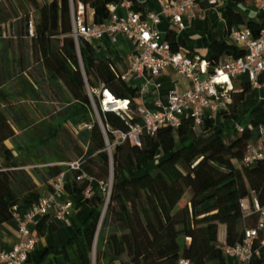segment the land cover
I'll list each match as a JSON object with an SVG mask.
<instances>
[{
    "label": "trees",
    "instance_id": "obj_1",
    "mask_svg": "<svg viewBox=\"0 0 264 264\" xmlns=\"http://www.w3.org/2000/svg\"><path fill=\"white\" fill-rule=\"evenodd\" d=\"M130 1L134 10L145 14L140 0ZM31 2L38 9L33 34H29V14L24 29L8 18L0 20V224L13 218L11 207L19 197L38 188L33 176L50 191V179L67 169L58 162L72 160L52 159L45 149L67 123L78 129L74 146L82 166L67 173L66 190L84 192L89 180H77L82 171L98 181H108L113 174V182L103 217L106 198L88 197L91 210L76 232L61 245L46 246L37 260L30 253L25 264H175L180 257L193 264H230L223 248L243 240L246 223L241 200L255 198L264 205V160L252 165L243 162L258 124L253 115L264 104L251 110L242 130L217 123L213 115L205 116L200 125L183 116L177 126L162 124L155 134L144 131L140 145L122 139L118 132L127 133L141 122L139 84L126 80L111 59L98 56L94 41L80 39L77 48L70 0ZM73 2L93 10L94 22L105 24L110 20L109 5L121 0ZM2 23L13 33L5 35ZM226 24L223 40L204 39L208 52L203 58L213 68L224 55L235 59L246 53L230 40L232 26L245 25L256 35L264 28L246 22L231 6ZM164 36L174 51L186 46L182 35ZM186 48L190 55L197 54ZM34 62L44 81L34 75ZM44 82L61 107L35 119L33 104L45 109ZM251 87L247 83L232 92L224 116L237 109ZM103 92L128 100L127 107L103 108ZM20 136H26V143L20 142ZM188 192L191 197L184 203ZM58 226L55 217L45 214L36 230L43 236ZM220 226L225 228V239ZM250 264L264 262L256 256Z\"/></svg>",
    "mask_w": 264,
    "mask_h": 264
},
{
    "label": "built area",
    "instance_id": "obj_2",
    "mask_svg": "<svg viewBox=\"0 0 264 264\" xmlns=\"http://www.w3.org/2000/svg\"><path fill=\"white\" fill-rule=\"evenodd\" d=\"M161 8L159 11H150L142 14L132 8L130 0H121L120 3L109 5L110 20L105 24H98L90 16L84 4L75 6L70 0L72 14V35L79 44L80 39L97 41L104 35H109L112 42L118 41L120 34L135 42L136 49L128 56L129 73L144 80L142 88H148L155 84L154 77L158 76L168 67L173 68L178 74L191 81L192 86L184 92L171 90L168 102L163 104L157 100L159 109L151 110L140 106L139 116L141 122L132 127L131 131L118 132L122 139L129 138L133 143L141 144V135L144 131L155 134L160 125L169 123L173 126L179 125L183 116L193 118L196 125L204 121V117L213 115L228 104L229 93L226 83L229 77L247 75L252 86L264 87V28L259 34L246 26H232L229 30L231 41L243 46L246 53L223 65L212 67V64L199 55H190L184 46L174 51L171 42L165 38L160 24L168 19L175 26V33H181L187 28L185 17L192 18L195 8L202 1L215 6L224 0H159ZM261 11L264 12V0H255ZM34 18L28 23L29 34L34 33ZM227 25V24H226ZM223 87V91L219 90ZM126 101V107L128 100ZM264 111V105H263ZM187 111V112H186ZM237 128L242 130V125ZM109 148L111 146L109 145ZM258 160H264V125H260V137L257 144H249L243 162L252 165ZM67 166L57 176L50 179L51 190L42 195L25 215L18 212V205L11 207L13 217L18 220L19 240L10 250H0V261L7 264H25L30 253L35 249L37 237L31 231V225H37L39 217L50 214L56 210L54 217L58 221L66 220L67 214L73 207L70 200L59 202L58 198L66 191V178L69 171L79 170L82 161L72 160L58 162ZM33 165L26 168H32ZM88 179L89 184L83 194L88 198L94 194V177L87 172H80L77 180ZM100 187L107 199L112 188L111 178L108 181L99 180ZM244 227V237L241 242L234 245H226L223 252L227 257L236 258L241 261L250 262L256 256H260V244L256 245L264 231V205L255 198H244L241 200ZM118 264H123L118 261ZM175 264H193L186 257H180Z\"/></svg>",
    "mask_w": 264,
    "mask_h": 264
},
{
    "label": "crops",
    "instance_id": "obj_3",
    "mask_svg": "<svg viewBox=\"0 0 264 264\" xmlns=\"http://www.w3.org/2000/svg\"><path fill=\"white\" fill-rule=\"evenodd\" d=\"M144 6L145 13L150 11H159L161 4L159 0H140ZM233 7L235 10L240 11L246 22H253L258 25H264V12L261 11L255 0H224L215 6L209 5L207 2L202 1L201 5L195 8V15L192 18L185 17L187 28L181 33L185 47L193 49L196 55L203 58L208 52V48L204 43V39L214 38L216 40H223L226 34V15L227 9ZM217 14L218 19L222 22L218 24L215 22L213 14ZM90 16L93 19V10L90 9ZM245 26V25H241ZM160 29L167 33H174L175 26L168 20L164 19L160 24ZM97 46L100 48H107L106 56H100L103 58H109L113 61L118 70L123 74L126 80L135 77V81L139 82L140 89L142 91L140 97V104L142 107H146L151 110L159 109L157 100H160L163 104L168 102L169 92L176 90L178 92H184L192 86L191 81L186 79L184 76L178 74L173 68L168 67L163 70L158 76L154 77L155 84L149 85L148 88H142L144 80L137 78L132 73H129V60L128 56L135 51L136 45L133 40L120 34L117 42H112L109 35H104L101 40H97ZM243 47V46H242ZM101 50V52L103 51ZM202 51V53H201ZM115 53L117 56L111 55ZM234 58L229 55H224L221 58L220 65H223ZM250 83L247 75H237L229 77L226 83L229 93L227 94L228 103L232 100V92L240 91L244 85ZM264 104V87L252 86L251 89L246 93L244 100L233 112H230L229 116H224V111L228 109V104L223 106L219 113V124L226 125H245L251 118V110ZM216 111V112H218ZM216 112L213 113L216 119ZM247 114H250L248 119L242 122ZM244 117V118H243ZM222 118V119H221ZM258 121L257 126L253 128V138L250 139V144H257L260 137V125H264V111L260 109L256 114L253 115ZM217 122V119H216ZM34 177V181L38 185L37 189L30 191V193L24 197H19L16 200L18 205V212L21 215H25L36 203L39 202L42 195L49 192V187L45 186L40 182L38 178ZM93 195H100L105 197V193L100 187L98 180L93 181ZM87 197L83 193L65 191L63 195L58 198L59 202L70 200L73 202V207L67 214L66 220L58 221L59 226L56 230L49 232L43 236H39L36 225H31V231L34 236L37 237L35 249L31 252V259L37 260L41 254V251L48 245H61L72 236L77 228L84 221L90 210L91 205L87 201ZM56 210H52L49 217L52 218L55 215ZM41 217H39L40 220ZM220 235L222 239H225V228L220 226ZM19 240V228L18 220L16 217L0 224V250H10L13 245ZM264 241V231L260 235L259 241ZM264 262V243L260 245V256ZM230 264H250L248 261H241L236 258L229 257ZM0 264H7L5 261H0ZM113 264H118V261Z\"/></svg>",
    "mask_w": 264,
    "mask_h": 264
},
{
    "label": "rangeland",
    "instance_id": "obj_4",
    "mask_svg": "<svg viewBox=\"0 0 264 264\" xmlns=\"http://www.w3.org/2000/svg\"><path fill=\"white\" fill-rule=\"evenodd\" d=\"M39 4H43L47 1L50 0H37ZM29 14L30 18H34L36 19L38 17V9L35 5L32 4L31 0H0V20L2 18H8L10 22L13 23H17V27L19 26V24L22 26V28L24 29L25 26V17L26 15ZM213 17L215 19V22L218 24H222V22L218 19L217 14H213ZM19 21H21L20 23H18ZM1 27L3 28V30L5 31V35H9L13 33V29H11V27H9V25L7 23H2ZM95 41V46H96V50L97 53L100 56H106L109 55L110 53H107V48L103 49L97 46ZM28 47H30L28 45ZM27 47V48H28ZM25 48V50L27 49ZM103 49V51L101 52V50ZM28 50V49H27ZM202 53V51H201ZM113 57H116L117 55L115 53L112 52ZM38 63L34 62L32 64V71L34 72V75L40 80V81H44L45 78L43 79V77L40 75V71L37 68ZM135 77L130 78L128 81L130 83H139L138 81L136 82ZM17 85V84H16ZM43 94H44V100L42 102V105L45 106V109H41L42 107L40 106H34L35 104H33V106L31 107V111H32V115L35 117V119H39L40 115L42 114H47L48 112H53L55 110H58L61 107V103L56 100L54 93L48 88L46 82L43 83ZM18 90V89H16ZM99 94V90L96 91ZM101 104L103 106V108L107 107L114 109L113 105H106L104 104V95L102 93L101 95ZM39 105V104H38ZM93 107H94V111L95 113L99 116V112H98V108L95 102H93ZM109 108V109H110ZM187 112V111H186ZM219 113L220 111L216 112V119H217V123H219ZM250 114H247V116L242 119V122H244L245 120L248 119ZM222 119V118H221ZM229 124V120H227ZM78 129L76 127H74L71 123H67L65 125V128H63L61 130L60 135L55 138L50 140V142L48 143V145H46V153L48 154V156L52 159H55L57 157H61L64 156L66 160H76L78 158L77 156V152L75 150V142L76 140V135H77ZM35 136V139H39V137ZM253 138V136H252ZM19 140L21 143H26V136H20ZM252 142V140L250 141ZM7 144L11 147L14 148V144L12 141L8 140ZM191 197V193L188 192L186 195V198L184 200V203L189 200ZM83 223V221H82ZM81 223V224H82ZM80 224V225H81Z\"/></svg>",
    "mask_w": 264,
    "mask_h": 264
},
{
    "label": "bare ground",
    "instance_id": "obj_5",
    "mask_svg": "<svg viewBox=\"0 0 264 264\" xmlns=\"http://www.w3.org/2000/svg\"><path fill=\"white\" fill-rule=\"evenodd\" d=\"M103 95H104V104H106V105H113V108L114 109L126 108V103H127L126 101L114 99L112 97L113 95L110 96L108 93H104L103 92Z\"/></svg>",
    "mask_w": 264,
    "mask_h": 264
},
{
    "label": "water",
    "instance_id": "obj_6",
    "mask_svg": "<svg viewBox=\"0 0 264 264\" xmlns=\"http://www.w3.org/2000/svg\"><path fill=\"white\" fill-rule=\"evenodd\" d=\"M77 48L79 49V44H78V43H77ZM218 88H219L220 91H223V87H222V86H219ZM105 91H107V90L105 89L104 92H105ZM111 180H112V182H113V174H112V176H111ZM111 190H112V188H111ZM110 195H111V192H110ZM110 195H109V197L106 199L105 206H104V210H103V213H102V217L104 216L105 211H106V208H107V206H108L109 199H110Z\"/></svg>",
    "mask_w": 264,
    "mask_h": 264
}]
</instances>
